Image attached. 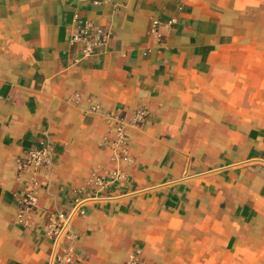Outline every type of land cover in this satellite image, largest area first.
<instances>
[{
	"label": "crops",
	"instance_id": "0c3cea01",
	"mask_svg": "<svg viewBox=\"0 0 264 264\" xmlns=\"http://www.w3.org/2000/svg\"><path fill=\"white\" fill-rule=\"evenodd\" d=\"M77 13L113 34L91 59L71 40ZM260 46L264 0H0V264H55L43 211L115 168L126 179L71 223L78 264H124L136 246L146 264H264V120L232 127L255 114L214 94ZM139 108L122 158L102 144L108 119ZM45 138L48 184L23 227L16 160Z\"/></svg>",
	"mask_w": 264,
	"mask_h": 264
},
{
	"label": "built area",
	"instance_id": "2783aa9c",
	"mask_svg": "<svg viewBox=\"0 0 264 264\" xmlns=\"http://www.w3.org/2000/svg\"><path fill=\"white\" fill-rule=\"evenodd\" d=\"M91 5H99L108 0H88ZM77 23L76 30L71 35L73 44H81V60L95 57L100 49L107 45L112 37V31L103 26H97L92 21L85 19L79 13L75 15ZM170 23L174 19H170ZM160 21L151 18L147 28V34L157 39L161 37ZM147 112L139 108L134 112L130 123L117 116L109 117L110 130L103 138L102 144L107 145L122 158L128 157V126L143 127L147 122ZM53 145L50 139L45 138L38 146L28 149L16 160L18 175L26 174L23 181V192L19 201L16 221L23 227L31 225V216L38 213V191L48 184L49 170L52 166ZM126 179L123 170L115 168L112 170L93 171L85 185L72 187V203L66 210H45L43 217L45 222L43 230L53 237L55 250L53 260L55 264H78V256L74 247L77 235L71 229L72 221L79 216L88 213V203L95 198L100 191L116 186ZM65 240L70 243L64 244ZM125 264H146L143 258L142 248L136 246L125 261Z\"/></svg>",
	"mask_w": 264,
	"mask_h": 264
},
{
	"label": "rangeland",
	"instance_id": "374dc122",
	"mask_svg": "<svg viewBox=\"0 0 264 264\" xmlns=\"http://www.w3.org/2000/svg\"><path fill=\"white\" fill-rule=\"evenodd\" d=\"M238 63L229 77H224L218 82L221 83L222 88L214 94L220 96L225 105L230 106L233 112L241 116L248 117L255 114L253 117L256 119H235L238 122L230 124L232 127L243 128L264 120L258 119L264 114L263 49L261 46L254 49L249 48L247 58L239 60ZM226 121L229 122V119Z\"/></svg>",
	"mask_w": 264,
	"mask_h": 264
}]
</instances>
